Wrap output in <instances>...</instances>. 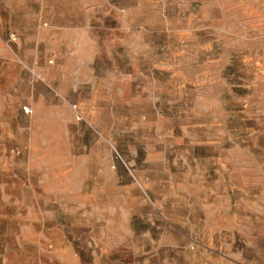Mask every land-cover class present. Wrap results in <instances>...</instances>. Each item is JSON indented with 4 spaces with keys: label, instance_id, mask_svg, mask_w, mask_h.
<instances>
[{
    "label": "rangeland",
    "instance_id": "374dc122",
    "mask_svg": "<svg viewBox=\"0 0 264 264\" xmlns=\"http://www.w3.org/2000/svg\"><path fill=\"white\" fill-rule=\"evenodd\" d=\"M0 264H264V0H0Z\"/></svg>",
    "mask_w": 264,
    "mask_h": 264
},
{
    "label": "built area",
    "instance_id": "2783aa9c",
    "mask_svg": "<svg viewBox=\"0 0 264 264\" xmlns=\"http://www.w3.org/2000/svg\"><path fill=\"white\" fill-rule=\"evenodd\" d=\"M13 37H14V34H11V38H13ZM23 111H24V113H26V114H30V113L32 112V108L29 107V106H24V107H23Z\"/></svg>",
    "mask_w": 264,
    "mask_h": 264
}]
</instances>
